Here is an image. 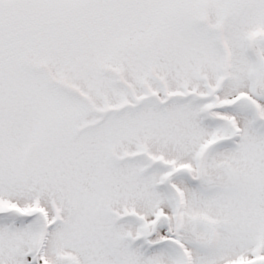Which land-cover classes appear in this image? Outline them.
I'll return each mask as SVG.
<instances>
[{"label": "snow or ice", "instance_id": "snow-or-ice-1", "mask_svg": "<svg viewBox=\"0 0 264 264\" xmlns=\"http://www.w3.org/2000/svg\"><path fill=\"white\" fill-rule=\"evenodd\" d=\"M0 264H264V0H0Z\"/></svg>", "mask_w": 264, "mask_h": 264}]
</instances>
